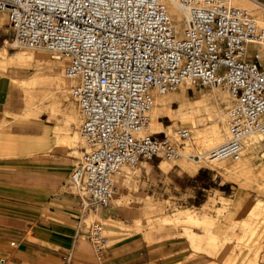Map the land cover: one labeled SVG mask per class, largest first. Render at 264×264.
<instances>
[{
    "label": "built area",
    "instance_id": "obj_1",
    "mask_svg": "<svg viewBox=\"0 0 264 264\" xmlns=\"http://www.w3.org/2000/svg\"><path fill=\"white\" fill-rule=\"evenodd\" d=\"M1 16L12 46L65 62L84 143L69 184L83 216L110 206L123 167L182 156L189 129L149 133L157 98L181 86L220 89L230 100L227 140L210 159L237 161L245 138L264 139V25L229 0H0ZM86 239L100 257L103 226L90 224Z\"/></svg>",
    "mask_w": 264,
    "mask_h": 264
},
{
    "label": "rangeland",
    "instance_id": "obj_2",
    "mask_svg": "<svg viewBox=\"0 0 264 264\" xmlns=\"http://www.w3.org/2000/svg\"><path fill=\"white\" fill-rule=\"evenodd\" d=\"M253 1L258 5L256 8H238L247 9L256 21L260 15L264 19V5ZM1 22L9 29L5 17ZM178 27L180 30L182 26ZM13 37L11 32L0 46V75L6 71L12 73L15 105L21 108L13 119L26 124L15 132L37 135L45 131L46 152L42 157L62 168L59 183H64V190L73 195L68 178L84 151V143L77 106L69 96L63 76L65 62L44 50L16 48L12 46ZM161 97L166 101L165 109L155 103L156 111L161 113L156 118L161 124L159 135L171 136L179 127L191 132L180 151L182 156L173 161L142 160L136 166L123 167L116 177V194L108 208L100 209L97 215L83 216L77 197L78 221H83L85 227L101 224L108 238L105 248L117 243L124 233L141 235L146 242L176 238L195 253L191 260L206 253L225 263L264 264V139L254 133L244 139V145L249 137H255L262 147L244 151L237 161L210 164L204 157L227 140L225 121L229 98L220 89L185 85ZM214 122L220 130L218 140L206 137ZM191 123L196 128H191ZM21 146L31 151L41 143L23 141ZM198 167L202 168L194 172ZM237 201H243V206L236 208ZM221 218L227 222L220 223ZM229 227L236 231L232 241L238 254H226L229 241L221 235ZM199 229L205 231V238L197 236ZM201 245L206 249L201 250ZM217 250L223 254L215 256L210 252Z\"/></svg>",
    "mask_w": 264,
    "mask_h": 264
},
{
    "label": "crops",
    "instance_id": "obj_3",
    "mask_svg": "<svg viewBox=\"0 0 264 264\" xmlns=\"http://www.w3.org/2000/svg\"><path fill=\"white\" fill-rule=\"evenodd\" d=\"M256 1L264 5V0ZM3 17L0 46L12 32L9 26L11 32L3 26ZM12 78L8 71L0 75V264H234L206 253L191 260L195 253L176 238L146 242L141 235L126 233L99 257L85 238L88 226L78 221L77 197L64 190V183H59L62 168L42 157L46 152L45 131L37 135L15 132L25 123L13 119L21 108L15 105ZM23 141H38L41 146L30 151L21 146ZM257 158L261 163L260 150ZM236 203V208L244 204ZM225 219L219 222H227ZM229 228L221 235L229 241L226 254H238L232 241L236 231ZM205 235L199 229L197 236ZM200 249L206 248L201 245ZM210 252L215 256L223 254L220 250ZM67 255L68 263L63 259Z\"/></svg>",
    "mask_w": 264,
    "mask_h": 264
},
{
    "label": "bare ground",
    "instance_id": "obj_4",
    "mask_svg": "<svg viewBox=\"0 0 264 264\" xmlns=\"http://www.w3.org/2000/svg\"><path fill=\"white\" fill-rule=\"evenodd\" d=\"M230 4L233 5V6H237V7H241V6H244V7H248V8H256L255 6H258L253 0H229ZM251 4V5H250ZM261 8V7H260ZM251 10V9H249ZM264 10V9H263ZM168 11H169V14L171 16V18L174 20V21H178L180 20L181 16H180V13L178 12V10L172 6V5H169L168 6ZM252 11V10H251ZM259 20H257V22L259 23H263L264 22V19H261L263 18L262 15L259 16ZM216 99V97H215ZM165 99L163 97H158L157 100H156V106L158 105H161L162 106V109H165ZM220 103V102H219ZM155 106L153 112H152V119H151V123H150V129H151V133L153 134H158V133H161L162 131L160 130V126L161 124L159 122H157L156 118L159 116V114H161L159 111H156L157 107ZM158 110V109H157ZM218 112V110L216 111V113ZM73 113V112H72ZM68 114V113H67ZM220 114V113H219ZM70 115V113H69ZM75 115V114H74ZM209 115V114H208ZM72 116V115H71ZM68 117V116H67ZM220 118V117H219ZM71 119L74 120L75 122V119L72 117ZM218 119V118H217ZM216 119V120H217ZM77 125V124H76ZM191 128H196L195 124L191 123L190 125ZM224 134V133H223ZM207 138L209 139H212V140H218L219 137H220V130L217 126V124L214 122L213 123V126L212 128L207 132L206 134ZM253 134L249 135V136H252ZM202 136V135H201ZM63 137V136H62ZM68 138V137H67ZM60 141V140H59ZM64 143V142H63ZM224 143V142H223ZM222 143V144H223ZM68 144V143H67ZM222 144H219L217 147H220L222 146ZM261 144V143H260ZM257 147H262V145H258V143H256V140H255V137H249L246 141V144L244 145V149H243V152L244 151H248V152H252L254 151ZM212 149V148H211ZM209 151V150H208ZM242 152V153H243ZM202 154V153H201ZM262 154L264 156V149L262 151ZM184 156L186 157V154H184ZM202 156V155H201ZM204 160H208V162L211 164L213 161L215 160H212L210 159L209 156L207 157H204ZM208 164V163H207ZM206 166V165H205ZM211 167V166H210ZM224 167V166H223ZM202 167H198L196 169H194V172H197L199 169H201ZM239 199V198H238Z\"/></svg>",
    "mask_w": 264,
    "mask_h": 264
}]
</instances>
